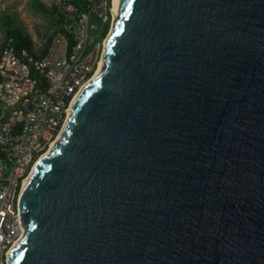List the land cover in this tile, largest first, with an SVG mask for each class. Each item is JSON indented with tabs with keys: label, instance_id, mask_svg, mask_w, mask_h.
Instances as JSON below:
<instances>
[{
	"label": "water",
	"instance_id": "95a60500",
	"mask_svg": "<svg viewBox=\"0 0 264 264\" xmlns=\"http://www.w3.org/2000/svg\"><path fill=\"white\" fill-rule=\"evenodd\" d=\"M19 219L11 264H264V0H120Z\"/></svg>",
	"mask_w": 264,
	"mask_h": 264
},
{
	"label": "built area",
	"instance_id": "2783aa9c",
	"mask_svg": "<svg viewBox=\"0 0 264 264\" xmlns=\"http://www.w3.org/2000/svg\"><path fill=\"white\" fill-rule=\"evenodd\" d=\"M112 1L51 0L57 29L45 49V33L33 40L34 54L17 52L12 38L0 41V264H11L26 229L19 207L35 165L53 148L77 96L104 65L118 18Z\"/></svg>",
	"mask_w": 264,
	"mask_h": 264
},
{
	"label": "rangeland",
	"instance_id": "374dc122",
	"mask_svg": "<svg viewBox=\"0 0 264 264\" xmlns=\"http://www.w3.org/2000/svg\"><path fill=\"white\" fill-rule=\"evenodd\" d=\"M44 4L52 8L51 0H0V41L3 40L5 27L4 19L6 14L27 33L33 40L42 33H52L55 26L52 24V15L41 10L38 4Z\"/></svg>",
	"mask_w": 264,
	"mask_h": 264
},
{
	"label": "trees",
	"instance_id": "16d2710c",
	"mask_svg": "<svg viewBox=\"0 0 264 264\" xmlns=\"http://www.w3.org/2000/svg\"><path fill=\"white\" fill-rule=\"evenodd\" d=\"M38 7L41 10L47 11L48 13H50L52 15V24L53 26H55V29H57V21L55 18V8H47L45 7L44 4L39 3ZM4 27H5V32H4V37L2 42L5 43L9 38H12V44L14 45L15 49L17 52H21V49L23 48H27L29 50L30 53H35L33 51V37L27 33L23 28H21L20 26H18L10 17V15L6 14L5 19H4ZM107 33V27L104 28L103 30V35H105ZM47 36V40L43 46V49H45L51 38H52V33H46Z\"/></svg>",
	"mask_w": 264,
	"mask_h": 264
},
{
	"label": "bare ground",
	"instance_id": "6f19581e",
	"mask_svg": "<svg viewBox=\"0 0 264 264\" xmlns=\"http://www.w3.org/2000/svg\"><path fill=\"white\" fill-rule=\"evenodd\" d=\"M113 2H114V5H115V7H116V9H117V17H118V11H119V2H120V0H113ZM117 22V18H116V21H115V23ZM103 67H104V65H103ZM103 67L100 69V71H99V73L102 71V69H103ZM98 73V74H99ZM97 76V75H96ZM71 115H72V113H71ZM60 138V137H59ZM53 149V148H52ZM51 149V150H52ZM51 150L47 153V154H49L50 152H51ZM38 164V163H37ZM37 164L35 165V169H36V167H37Z\"/></svg>",
	"mask_w": 264,
	"mask_h": 264
}]
</instances>
